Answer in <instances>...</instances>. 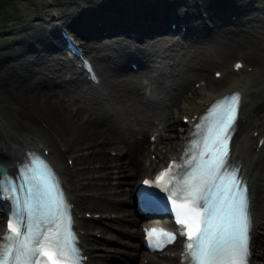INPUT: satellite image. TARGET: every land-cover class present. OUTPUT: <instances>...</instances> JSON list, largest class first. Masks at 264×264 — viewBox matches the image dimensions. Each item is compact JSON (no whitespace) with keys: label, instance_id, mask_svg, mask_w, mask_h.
<instances>
[{"label":"bare ground","instance_id":"bare-ground-1","mask_svg":"<svg viewBox=\"0 0 264 264\" xmlns=\"http://www.w3.org/2000/svg\"><path fill=\"white\" fill-rule=\"evenodd\" d=\"M121 1L116 3L108 0L95 1L94 4L76 12L77 14L70 11L61 13L67 26L81 38V46L98 58L97 67L100 66L105 71L102 85L95 87V91L91 88L71 93L69 88L71 80L63 78V70L69 69L70 63L58 49V40L48 35L44 28L23 35L21 37L23 46L18 50L14 49L12 44L0 45V125L3 133L8 134L10 139L9 150L7 154H0V161L6 160L4 163L8 161L10 164L18 158L21 153H18L16 148L19 145L22 151L29 144L35 147H39L40 144L47 146L44 142L46 141L51 148H48L51 153H48L47 157L55 165L58 163L55 156L64 158L71 155L74 165L77 162L87 164L84 168L75 166L71 168L60 159L64 183L74 188L86 174L89 165L105 161L111 163L115 160L103 154L88 157L87 153L102 147L95 144L112 141L110 147L121 144L125 149L124 163L122 167L119 165L117 167L122 170V174H129L131 178L121 179L128 183L127 186L111 187L112 194H108L113 196V200L78 194L75 202L70 197L80 231L83 227L81 221L84 220H80L79 208L123 205L126 199L125 195L124 197L121 195L122 192L131 196L138 172L147 170L150 162L143 161V156L140 160L136 152L137 149L138 153H142L144 149L142 142H146V146L149 143L144 136L151 127V122L146 119V114L151 112L146 100L157 105L159 110L154 114L164 124L169 121L173 111L174 113L185 111V105L179 100L186 89L190 92L189 97L202 95L196 101L191 98L186 103L188 113L200 103L202 105L208 96L213 98L228 89L241 91L244 109L252 112L253 120L264 112V85L260 86L261 81L246 77L247 74L234 78L231 74L233 69L227 68L225 58L215 54L214 59L213 52L202 47L204 40L214 37V41L217 39V44L220 42L221 45L218 51L226 57L231 51H238V47L244 45L248 50L242 54L244 59L249 60L247 64H252L254 69L262 66L260 64H264V14L259 12L264 9L263 6H254L252 0H197L196 3L194 0H184V10L181 12L173 9V3L169 0H137L133 13ZM171 12L181 17L186 31L179 33L175 41L170 40L169 43L163 44L160 38L166 32V28L162 16L165 18ZM137 17L149 22H140ZM130 23L139 24L135 25V34H129L131 39L125 34L123 35L126 38L120 37L122 27ZM93 24L101 28L102 33L95 32L92 29ZM154 24L158 27H154ZM216 29L221 32L219 40L217 38L219 34L215 36ZM111 37H120L119 48L104 45ZM124 45H126L125 51ZM96 50L99 52L95 56ZM128 59L136 62V70L129 68L126 62ZM156 59H161L158 62L160 64H171L168 71L169 76L172 73V77L168 79L169 85L163 81L158 85L156 92L145 94L151 97L144 98L137 92L140 86L137 75H145L144 65L154 63ZM214 60L222 63L223 73L218 78L205 74L206 79H203L202 84L193 88L188 87L189 75L196 71L200 73L207 71L210 65H214ZM154 69L155 74L161 71L159 67ZM76 97L83 99V105H76L71 110L69 102L80 99ZM99 101L107 104V107L117 106V114L123 112L128 115L133 109L139 114L126 119L123 116V120L116 121L113 115L115 112L97 105ZM189 103L191 104L188 105ZM33 112L35 114H32ZM172 125L176 130L181 129V126H175L174 123ZM240 127L245 136L237 137L239 141L237 154L241 155V165L249 176L256 227H264V161L252 150L246 149L249 145L246 128L249 129V126L242 123ZM158 131L160 132V129ZM166 134L165 137L173 138L161 140V136H157L162 143L157 147L155 145L148 147L149 150L155 149L157 156L159 154L165 156L166 151L173 149L177 143V138L174 136H178L179 133L169 135V132H166ZM57 138L60 145L57 143ZM152 142H155V139ZM12 153L14 156L10 162ZM124 164L126 167L129 165L130 169L123 170ZM87 181L88 185H91V180L87 179ZM106 190L104 186H96L97 195L107 194ZM127 210V206H122L118 212L128 213ZM262 256L263 253L259 255ZM131 262V258L124 257L122 264H131Z\"/></svg>","mask_w":264,"mask_h":264},{"label":"snow or ice","instance_id":"snow-or-ice-1","mask_svg":"<svg viewBox=\"0 0 264 264\" xmlns=\"http://www.w3.org/2000/svg\"><path fill=\"white\" fill-rule=\"evenodd\" d=\"M237 68L240 67L239 64L236 65ZM233 103L229 104V110L227 112V119L223 125L226 129L231 126V121L235 119V112L238 106L239 97L233 96L229 98ZM226 136V131H225ZM207 139V138H205ZM226 153H223L218 161V165H212L208 170H205L202 166H197L190 173H186L183 176H179L173 173L175 167H182L178 165H170L167 170L161 172L157 177V181H160L163 177L169 176V183H179L182 186L186 187L187 195H178L176 191H172L171 195L177 201H180L177 205L178 214L180 218L178 223L184 226L189 230V239L195 240V245L193 243L188 244L189 250H192L194 246L198 249L196 253L197 264H214L217 258L220 256L221 252L225 250L227 246V251L229 253L231 264H246L247 256V231L249 226V217H248V190L245 185H243L239 179L232 174L230 186L225 189L226 195L224 200L221 201L220 208L214 209L210 218L206 220H200V213L196 211L198 208H203L205 212H208V208L201 203V201L206 200L204 195L206 186L209 182H214L216 175L219 172L220 168L224 167ZM195 159V158H194ZM191 163V162H189ZM171 174V175H169ZM200 176V184L193 186L192 180H194L197 175ZM148 183V181H145ZM235 189V191H233ZM165 190H168L167 188ZM190 201L192 207L189 209V212L192 213L191 218L197 220L196 232H191V225L185 219L187 213L181 212L180 209L187 207V202ZM224 201H229L228 212L226 217L221 223L215 225V231H212L213 220H216L217 217L221 214V208L223 207ZM206 224V227L201 229L200 224ZM22 227H24L22 225ZM9 229L12 233H15V237H5V239L12 242L13 240H19L21 232L19 229L13 227L12 224H9ZM31 225H28L24 229V241H19L20 247L17 251V255L14 257L16 261H20L21 257L27 259L28 257L36 256L37 252H41L40 245L45 240H49L47 235H44L43 240L31 241L34 244V247L31 249L28 247V243L25 241H30L31 234ZM158 230L152 229V233H156ZM163 233V230H159ZM198 233V234H197ZM168 235L167 233H163ZM70 242V238L66 240V243ZM58 243V242H54ZM41 254H44L41 252ZM61 259L64 258L65 253L61 249L58 253ZM7 260V253L3 257H0V264H5ZM73 264H78V261H73Z\"/></svg>","mask_w":264,"mask_h":264},{"label":"rangeland","instance_id":"rangeland-1","mask_svg":"<svg viewBox=\"0 0 264 264\" xmlns=\"http://www.w3.org/2000/svg\"><path fill=\"white\" fill-rule=\"evenodd\" d=\"M54 1H56V6L59 9V11H61V13L63 11H70L72 13L74 12V14H77L76 12H80L81 10H83L86 7L90 6L91 4H94L95 1H105V0H54ZM128 1L129 2L130 1L131 2L134 1V3L137 2V0H122V3L124 4L125 2H128ZM252 1H253L254 6L255 5H258V6H263V8H264V0H252ZM11 3H12V7H10V8L9 7H5V9L2 11V15H0V45L1 44H4V43L5 44L6 43L7 44H12V46L14 47V49L18 50L19 48H21L23 46V43L21 41L22 40L21 37L23 35L27 34V33H32L33 31H35V30L38 29L39 23L37 22V19L34 17V15H36V14L38 15L39 13H42L44 11L43 10L44 4H43V0H11ZM259 13H263L264 14V9L261 10ZM1 16H4L5 18H2ZM3 20H5V21H3ZM124 27H126V24L124 25ZM99 30L102 33V30L100 28H99ZM219 33H221L220 30H217L216 29L215 36H217ZM120 37H115V38L114 37H111L112 39L110 38V41H108L104 45H107L106 47L110 46L112 48L117 49V48H119V45H120ZM213 38L214 37H208L206 40H204V42L202 43V47H204L206 50L212 51L213 54L220 55L221 57H223L225 59H228L229 58L228 59L229 60V65H230L231 59L233 57H235L236 55H239L240 54V55H242L243 58H245L242 53L247 52L248 49H246L247 48L246 46L243 45V47H242V45H241L242 48L241 47L240 48L238 47L239 50L241 49L240 51L239 50L238 51L233 50L226 57H224V55L221 54L218 51L219 48H220V46H221L220 45V42L217 44V42H216L217 39L214 41ZM217 38L219 40L220 34H219V36H217ZM188 43H189V41H188ZM125 49H126V45H124L123 50L125 51ZM98 52H99V50L98 51L96 50V53L94 55L96 56L98 54ZM95 58H97V57H94V59ZM244 60L247 63V60L248 59H244ZM96 64L98 66V58H97ZM248 65L252 67V64H248ZM260 65H262L264 67V64L263 63L260 64ZM211 67H214V65H210L209 68H211ZM99 68H100V66H99ZM99 70L101 71L102 74L105 72L102 68H100ZM221 70H222V67H221ZM204 72H202V73H204ZM206 72H208V71H206ZM202 73H200L199 71H196L193 74H195V75H201L202 76ZM234 73H235L234 71L231 72L232 75H234ZM246 74H247L246 77H252V73L248 74L246 72ZM202 83H203V81H202ZM202 83L200 82L199 84H202ZM199 84H198V86H199ZM88 90H90V89H88ZM93 91H95V90H93ZM82 101H83V99L82 100L81 99L74 100L73 102L71 100V102H69L70 103L69 104L70 105V109L73 110L74 107L76 105H78ZM96 104L97 105H101L102 108L111 109L113 112H115V114H113V115H115L116 121L119 120V119L121 120L123 116L126 119L128 117L134 116L135 114H139L138 111L135 110V109H133L128 115L127 114H124L123 112H120V114L119 113L117 114V111H118L117 110L118 109L117 106H111V107L109 106V107H107V104H105L102 101H99ZM32 114H35V113L33 112ZM147 115H148V113H147ZM31 118H33V117L31 116ZM173 118L176 119V122H177V119H178L177 118V113H174V111H173V114L170 115V119H173ZM176 122L174 124H176ZM167 132L173 134V131H172L171 127H169V130ZM168 138H172V137L171 136H169V137L168 136H166V137L165 136H161L160 137L161 140L168 139ZM111 142H103L102 144H95V145L108 146V145H112ZM161 143H162V141H161ZM118 145H120V146H116V147H123L121 144H118ZM136 152H137V156H138V150L137 149H136ZM94 154H97L98 155V154H101V153H99L98 150L93 151V152L91 151L90 153H87V156L88 157L89 156H94ZM120 156H122L121 159H119ZM120 156L117 157L115 160H112L111 163H108V165H109V168L108 169H110V166H113V168H115V172L117 173V178H116L117 183L115 185H113V187H117V186H127L128 183L126 181H122L121 179H123V178H127V179L128 178H131L128 173H127L128 175L122 174V172H121L122 170H120V168L117 167V165H119L120 167H122V163H124V160H125V149H124L123 155H120ZM143 158H144V156H143ZM83 163H85V162H83ZM149 165H150V163H148V165H147V167H148L147 170L149 169ZM86 166H87V164H86ZM86 166H84V167H86ZM129 167H130L129 165L126 167V165L124 164L123 165V168H124L123 170H128V169H130ZM96 171H97V169H95V164L94 165H89V167L87 168V172H86V174H89V175L87 177H85L84 179L91 180V182L94 181V180H101V181H103L104 179H103V175L102 174L97 173V175H94V173ZM142 172H143V170H140L138 172V174H137V177H139ZM88 186H91V185H88ZM99 186H104L106 189L108 187V185H105L103 183L100 184ZM121 195L123 197L125 195V199H126L127 196H129L126 193L124 194L123 192H122ZM122 206L123 205H121L119 207H106V208L98 207V206H94V207L87 206V207H92V208H95V209H98V210H102V209L109 210L110 209V210H115L116 212H118V211H120V209L122 208ZM83 208H86V207H83ZM263 221H264V218H263ZM130 226L132 227V224L129 225V227ZM262 231L264 232V227H262ZM118 240H120V238ZM257 246H259L260 249L262 250V248H261V246L259 244H257ZM258 253H261L262 254L263 252L262 251H258ZM261 254H259V255H261ZM121 259H122V261H121ZM123 261H124V258L123 257H120V263L121 264L123 263ZM115 262H116L115 260L104 261L105 264H109V263L114 264ZM133 262H134V259H132V264H133Z\"/></svg>","mask_w":264,"mask_h":264},{"label":"trees","instance_id":"trees-1","mask_svg":"<svg viewBox=\"0 0 264 264\" xmlns=\"http://www.w3.org/2000/svg\"><path fill=\"white\" fill-rule=\"evenodd\" d=\"M9 0H0V10H2L3 8L6 7V5H9ZM8 3V4H7ZM2 13V11H0V14Z\"/></svg>","mask_w":264,"mask_h":264}]
</instances>
